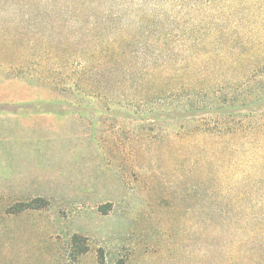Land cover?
<instances>
[{"label": "rangeland", "instance_id": "rangeland-1", "mask_svg": "<svg viewBox=\"0 0 264 264\" xmlns=\"http://www.w3.org/2000/svg\"><path fill=\"white\" fill-rule=\"evenodd\" d=\"M148 1L125 13V32L147 16L192 24L207 2L196 12V0ZM26 9H0V264H264L259 121L230 137L174 119L183 94L209 81L208 51L194 58L178 41L174 60L142 65L135 84L82 74L62 49L59 64L46 43L19 39L46 30V12ZM168 82L174 96L148 94Z\"/></svg>", "mask_w": 264, "mask_h": 264}, {"label": "trees", "instance_id": "trees-1", "mask_svg": "<svg viewBox=\"0 0 264 264\" xmlns=\"http://www.w3.org/2000/svg\"><path fill=\"white\" fill-rule=\"evenodd\" d=\"M88 5L106 6V10L99 15L94 11L88 13L83 10ZM201 5L202 1H194L193 11L197 12ZM5 6L19 10L43 9L47 16L45 33L30 31L22 33L19 39L28 38L33 44L46 43L47 52L53 54L58 63L62 49L68 63L75 60L74 64L81 65L82 74L91 71H99L101 76L122 73L135 84L142 65L143 70H157L165 64V59L167 63L173 59V54H166L178 41L189 45L184 52L194 58L208 51L210 56L207 55L205 62L207 69H211L209 81L199 80L194 95L187 98L183 94L181 106L175 111L179 115H174V119H192L197 124L196 131L217 136L240 135L256 121L259 125L251 128L259 126L264 131V33H261L264 30L258 31V26L254 25L264 17V0H207L199 11L200 21L189 25L179 22L172 27L173 22L164 24L155 17H140V24L133 33L122 29L121 23L127 18L125 13L133 14L149 6L148 0H0V9ZM219 7L223 10L221 23L215 21L221 13L217 10ZM208 13L213 17L211 24L207 21ZM216 68H223L222 77L218 76ZM95 86L103 87L101 81H95ZM182 86L184 82L177 93ZM174 88V84L168 82L159 90L148 85L147 92L172 97ZM150 99L153 97L145 95L141 100Z\"/></svg>", "mask_w": 264, "mask_h": 264}]
</instances>
